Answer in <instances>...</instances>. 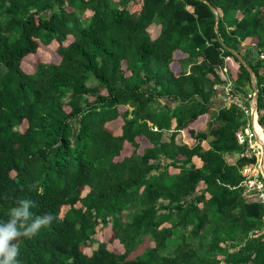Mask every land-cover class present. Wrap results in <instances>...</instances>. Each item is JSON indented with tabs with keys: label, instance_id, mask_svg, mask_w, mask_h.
<instances>
[{
	"label": "trees",
	"instance_id": "trees-1",
	"mask_svg": "<svg viewBox=\"0 0 264 264\" xmlns=\"http://www.w3.org/2000/svg\"><path fill=\"white\" fill-rule=\"evenodd\" d=\"M230 50L264 129V0H0V221L18 198L56 217L21 238L20 264H264L247 120L213 101L252 88Z\"/></svg>",
	"mask_w": 264,
	"mask_h": 264
},
{
	"label": "clouds",
	"instance_id": "clouds-1",
	"mask_svg": "<svg viewBox=\"0 0 264 264\" xmlns=\"http://www.w3.org/2000/svg\"><path fill=\"white\" fill-rule=\"evenodd\" d=\"M35 206L30 199L18 198L9 212V218L0 221V264H20L18 256L21 238H32L42 228L52 225L56 217L51 213L33 218L30 209Z\"/></svg>",
	"mask_w": 264,
	"mask_h": 264
},
{
	"label": "rangeland",
	"instance_id": "rangeland-1",
	"mask_svg": "<svg viewBox=\"0 0 264 264\" xmlns=\"http://www.w3.org/2000/svg\"><path fill=\"white\" fill-rule=\"evenodd\" d=\"M148 31H149V33H150V36L153 38L156 34H157V32H158V27L156 26V25H151L149 28H148ZM250 41H249V39H246L245 41H243L242 43H241V45H243V47L244 46H249L250 44ZM54 49V47L53 46H51V48H49V49H47V48H42L40 51H38V53H37V55H33L30 59H29V61H28V63H30V65L34 62V60L38 57V56H46L47 55V58H49V59H51V58H54L52 55L53 54H51L52 53V50ZM241 52L243 51V50H240ZM243 53V52H242ZM26 66H28V65H26ZM254 77V76H253ZM94 82H93V80L92 79H90V81L88 82V84L89 85H92ZM254 83H255V80H254ZM152 85V84H151ZM234 90V89H233ZM236 92V91H235ZM253 90H252V88L248 85V84H244L242 87H241V89L240 90H238L237 92H236V94H238L237 95V99H238V101L242 104V105H244L246 108L248 107L247 106V103H248V105H249V102H250V100H251V98L253 97ZM222 98V100H223V103H224V105H226V106H228L229 104H228V102L226 101V100H224L225 99V97H224V95L221 97ZM252 101H253V99H252ZM256 112V111H255ZM246 118V124H245V126H244V128L246 127V126H248L249 124H250V122L248 121V117H245ZM254 120H255V122H257V112L255 113V115H254ZM249 124H248V123ZM25 125V124H24ZM24 125H22L21 126V129H23L24 128ZM258 125V124H257ZM259 127H260V125H258ZM113 127L115 128V125H113ZM246 129H247V131L249 132V133H251L252 132V130L249 128V127H246ZM260 129L262 130L261 132V134H262V139L264 140V137H263V135H264V129H262L261 127H260ZM251 131V132H250ZM246 139H247V142H246V147H245V149H244V155L246 156L247 155V157L249 156V155H254L255 157H256V159L258 160V149H257V145H256V143H255V140H254V138L251 136L250 138H247L246 137ZM209 145V144H208ZM209 147H210V145H209ZM256 160V161H257ZM160 203V202H159ZM261 233H262V236H264V225H262V227H261V229L259 230ZM202 236H201V238H202V242H203V244H205L209 239H210V237H211V235H210V227H206L205 229H204V231L202 232V234H201ZM110 237V233H109V231L107 230V228L106 227H101L100 225L96 228V234H95V236H93V240H91L90 241V243H89V246H90V248L91 249H94L95 247H96V243H95V241L97 240V241H100V242H106L107 241V239ZM96 241V242H97ZM242 242V239H238L237 240V242L236 243H241ZM148 245H152V244H149L148 242L146 243V242H143L140 246H139V248H138V250L136 251V252H134V254H137V253H140V252H142V250L146 247V246H148ZM109 248L110 249H113V250H115L116 252H118V253H121L122 252V248L117 244V243H115V242H109ZM89 251H90V249L88 248V249H86L85 250V252H87V253H89Z\"/></svg>",
	"mask_w": 264,
	"mask_h": 264
},
{
	"label": "built area",
	"instance_id": "built-area-1",
	"mask_svg": "<svg viewBox=\"0 0 264 264\" xmlns=\"http://www.w3.org/2000/svg\"><path fill=\"white\" fill-rule=\"evenodd\" d=\"M221 94L222 96L224 95L225 97L224 100H226L229 105H233L236 108H238L245 117H248V121H249L251 109L254 106L253 104L256 103L254 100V93H252L253 97L251 98L249 105L247 103V106H248L247 108L238 101L237 99L238 94H236V92L231 88L229 84L222 88ZM246 127L250 128V124ZM246 127L235 133V139L237 143L240 145H244V143L247 142L246 137L250 138L252 136L254 138L253 132L250 131L251 133H249ZM257 149H258V160H259V147L258 146H257ZM258 160L254 163L253 166L245 167L240 171V176L242 178L240 187L242 188V195L246 199H253L257 201L264 209V181L261 179L258 168H257ZM262 221L264 225V215H263ZM260 235L262 236V233L260 231H255L252 233L251 236L253 238H256Z\"/></svg>",
	"mask_w": 264,
	"mask_h": 264
},
{
	"label": "water",
	"instance_id": "water-1",
	"mask_svg": "<svg viewBox=\"0 0 264 264\" xmlns=\"http://www.w3.org/2000/svg\"><path fill=\"white\" fill-rule=\"evenodd\" d=\"M210 9L213 11L212 7H210ZM215 31H216V27H215ZM230 52L238 59V61L241 63V65H243V67L248 71V73L250 75V79H251V86L253 89L254 100H255L257 91H256L255 84H254V77H253L252 70L236 52H234L232 50H230ZM253 105L254 106L251 109V113H250V117H249L250 128H251L252 132H253V120H254V115H255V110H256L255 109L256 103H254ZM253 135H254L255 143L259 147V160L257 163V168H258L261 179L264 181V140L262 138H260L255 132H253Z\"/></svg>",
	"mask_w": 264,
	"mask_h": 264
},
{
	"label": "crops",
	"instance_id": "crops-1",
	"mask_svg": "<svg viewBox=\"0 0 264 264\" xmlns=\"http://www.w3.org/2000/svg\"><path fill=\"white\" fill-rule=\"evenodd\" d=\"M222 94H221V90L219 89L218 90V93L216 94V96L214 97V103H215V105L216 106H219V105H223L224 103H223V100H222ZM175 139H176V142L178 143V142H180L181 141V137H180V135H177L176 137H175ZM201 147L204 149V150H206V149H208L209 148V145H208V143L207 142H202L201 143ZM225 157H226V159H227V161L229 162V163H234L235 161H236V159L238 158V155L235 153V154H232V155H225Z\"/></svg>",
	"mask_w": 264,
	"mask_h": 264
},
{
	"label": "bare ground",
	"instance_id": "bare-ground-1",
	"mask_svg": "<svg viewBox=\"0 0 264 264\" xmlns=\"http://www.w3.org/2000/svg\"><path fill=\"white\" fill-rule=\"evenodd\" d=\"M258 123L255 122V120H253V132H255L260 138H262V130L260 129V127L257 125ZM264 137V135H263Z\"/></svg>",
	"mask_w": 264,
	"mask_h": 264
}]
</instances>
